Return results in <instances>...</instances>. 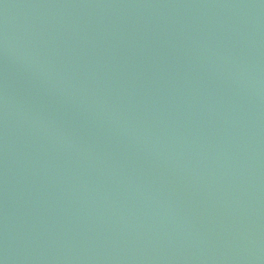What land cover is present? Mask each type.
Here are the masks:
<instances>
[{"label":"water","instance_id":"1","mask_svg":"<svg viewBox=\"0 0 264 264\" xmlns=\"http://www.w3.org/2000/svg\"><path fill=\"white\" fill-rule=\"evenodd\" d=\"M0 264H264V0H0Z\"/></svg>","mask_w":264,"mask_h":264}]
</instances>
